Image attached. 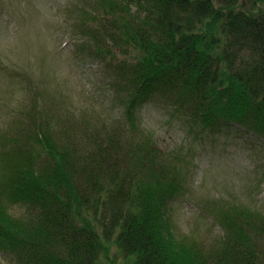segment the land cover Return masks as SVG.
Listing matches in <instances>:
<instances>
[{"label": "trees", "instance_id": "obj_1", "mask_svg": "<svg viewBox=\"0 0 264 264\" xmlns=\"http://www.w3.org/2000/svg\"><path fill=\"white\" fill-rule=\"evenodd\" d=\"M73 9L82 49L125 92L122 115L89 122L61 112L55 127L54 103L38 90L23 121L0 130V257L101 264L115 250L124 264H264V208L227 205L209 244L178 234L169 207L181 176L139 111L172 94L196 120L264 139V0H81Z\"/></svg>", "mask_w": 264, "mask_h": 264}, {"label": "rangeland", "instance_id": "obj_2", "mask_svg": "<svg viewBox=\"0 0 264 264\" xmlns=\"http://www.w3.org/2000/svg\"><path fill=\"white\" fill-rule=\"evenodd\" d=\"M80 1L0 0V130L10 132V124L38 90L54 103L55 127L65 122L61 112L74 114L76 121L92 117L114 122L122 115L125 92H117L114 71L82 49L73 9ZM41 100L46 102L44 94ZM140 108L144 127L155 135L169 173L177 168L181 176V192L169 207L178 234L209 244L223 234L219 222L227 205L264 208L262 137L232 123L201 127L193 107L172 94H155ZM10 210L24 213L18 205ZM113 254L101 264L128 261L115 250ZM0 260L10 264L6 256Z\"/></svg>", "mask_w": 264, "mask_h": 264}]
</instances>
